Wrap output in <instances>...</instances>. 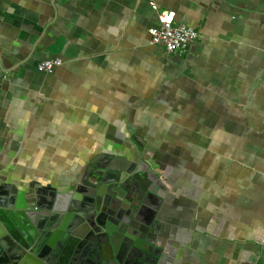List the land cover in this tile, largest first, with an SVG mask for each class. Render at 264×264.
<instances>
[{
  "label": "crops",
  "instance_id": "crops-1",
  "mask_svg": "<svg viewBox=\"0 0 264 264\" xmlns=\"http://www.w3.org/2000/svg\"><path fill=\"white\" fill-rule=\"evenodd\" d=\"M153 1L0 0V188L71 194L128 158L165 264H264V0ZM165 11L188 53L152 44Z\"/></svg>",
  "mask_w": 264,
  "mask_h": 264
},
{
  "label": "water",
  "instance_id": "water-1",
  "mask_svg": "<svg viewBox=\"0 0 264 264\" xmlns=\"http://www.w3.org/2000/svg\"><path fill=\"white\" fill-rule=\"evenodd\" d=\"M135 165L92 166L66 195L51 187L22 199L1 187L0 264H165L157 214L142 218L155 186Z\"/></svg>",
  "mask_w": 264,
  "mask_h": 264
},
{
  "label": "built area",
  "instance_id": "built-area-1",
  "mask_svg": "<svg viewBox=\"0 0 264 264\" xmlns=\"http://www.w3.org/2000/svg\"><path fill=\"white\" fill-rule=\"evenodd\" d=\"M150 4L154 9L157 6L153 0ZM159 25L149 29L151 42L154 45L162 46L169 54H186L190 46L196 42L200 34L191 27L177 24L175 22V15L172 12H162L159 14ZM62 61H43L38 64V71L51 72L56 66H60Z\"/></svg>",
  "mask_w": 264,
  "mask_h": 264
}]
</instances>
